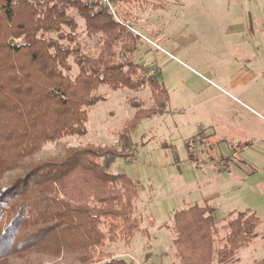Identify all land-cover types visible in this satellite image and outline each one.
<instances>
[{
    "label": "trees",
    "instance_id": "16d2710c",
    "mask_svg": "<svg viewBox=\"0 0 264 264\" xmlns=\"http://www.w3.org/2000/svg\"><path fill=\"white\" fill-rule=\"evenodd\" d=\"M130 29L102 0H0V264H131L107 249L139 232L138 189L108 168L133 155L123 154L130 134L162 116L169 98L157 74L139 75L142 38ZM79 33L94 40L92 53ZM145 85L151 105L128 100L135 113L121 149L65 141L86 134L88 109L106 99L101 86ZM213 212L195 204L173 213L171 264H229L252 243L261 220L245 211L215 247Z\"/></svg>",
    "mask_w": 264,
    "mask_h": 264
},
{
    "label": "rangeland",
    "instance_id": "374dc122",
    "mask_svg": "<svg viewBox=\"0 0 264 264\" xmlns=\"http://www.w3.org/2000/svg\"><path fill=\"white\" fill-rule=\"evenodd\" d=\"M107 9L140 35L135 55L139 75L157 74L169 98L162 116L142 120L130 134L131 147L123 154L133 155L117 158L108 168L137 185L133 216L139 232L107 250L131 264H171L172 215L197 204L214 209L215 247L230 218L254 213L261 220L255 237L229 264H264V144L229 149L231 143L241 146L229 124L234 118L215 121L212 115L216 109L228 119L239 115L241 107L231 101L237 73L226 70L229 54L252 60L264 52V0H114ZM79 40L84 51L93 52L94 40L82 33ZM243 87L247 93L252 86ZM98 93L106 99L88 109L86 134L65 141L121 149L119 135L135 113L128 100L135 98L148 108L149 88L114 91L101 86ZM205 115H211L212 128ZM44 149L56 151L51 143Z\"/></svg>",
    "mask_w": 264,
    "mask_h": 264
},
{
    "label": "crops",
    "instance_id": "0c3cea01",
    "mask_svg": "<svg viewBox=\"0 0 264 264\" xmlns=\"http://www.w3.org/2000/svg\"><path fill=\"white\" fill-rule=\"evenodd\" d=\"M235 52L230 51V68L227 67V71H235L236 78L235 82L231 83V90L236 94V98L231 95V101L237 103L241 108L239 115H235L232 119L223 117L220 115L218 109L213 110L212 115L215 116V121L225 120L233 122L234 125L232 132L237 134L239 144L244 145L247 148L252 144H264V121L255 114H264V52L257 53L256 56L252 57V60H245L241 55L234 54ZM249 87L248 92H243L244 87ZM204 102L199 103L196 107L201 106ZM195 107V108H196ZM253 112V113H252ZM226 113V112H225ZM247 113L251 117L247 116ZM211 115L203 116L206 120L207 128H212L213 121L210 118ZM230 125V127L232 126ZM234 137V136H232ZM242 145L238 148L241 149Z\"/></svg>",
    "mask_w": 264,
    "mask_h": 264
},
{
    "label": "built area",
    "instance_id": "2783aa9c",
    "mask_svg": "<svg viewBox=\"0 0 264 264\" xmlns=\"http://www.w3.org/2000/svg\"><path fill=\"white\" fill-rule=\"evenodd\" d=\"M102 3L107 6L108 8H110V1L109 0H102ZM260 119H262L264 121V114L261 115V114H256ZM235 143H231V144H228L229 146V149H235V150H238V146L237 145H234Z\"/></svg>",
    "mask_w": 264,
    "mask_h": 264
}]
</instances>
